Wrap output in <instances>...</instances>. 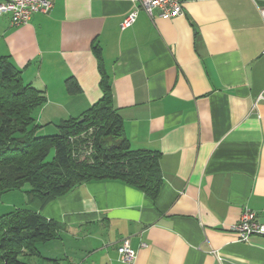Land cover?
<instances>
[{"label":"crops","instance_id":"0c3cea01","mask_svg":"<svg viewBox=\"0 0 264 264\" xmlns=\"http://www.w3.org/2000/svg\"><path fill=\"white\" fill-rule=\"evenodd\" d=\"M52 1L20 25L0 12V57L46 97L37 133L79 117L103 80L130 147L159 152L162 183L151 198L93 179L49 200L37 210L60 227L25 264H129L124 239L131 264H264V235L230 230L246 208L264 222L262 2L180 0L183 13L162 18L138 0Z\"/></svg>","mask_w":264,"mask_h":264},{"label":"trees","instance_id":"16d2710c","mask_svg":"<svg viewBox=\"0 0 264 264\" xmlns=\"http://www.w3.org/2000/svg\"><path fill=\"white\" fill-rule=\"evenodd\" d=\"M66 85L69 92L77 89L71 79ZM101 89L79 117L63 119L56 134L40 135L34 114L46 100L44 91L24 83L21 70L0 57V196L22 190L27 203L0 214V264H25L24 257L39 255V245L55 238L60 225L38 207L82 182L117 179L156 197L162 183L159 152L130 147L103 80ZM86 139L89 149L74 157L78 140Z\"/></svg>","mask_w":264,"mask_h":264},{"label":"built area","instance_id":"2783aa9c","mask_svg":"<svg viewBox=\"0 0 264 264\" xmlns=\"http://www.w3.org/2000/svg\"><path fill=\"white\" fill-rule=\"evenodd\" d=\"M136 1V0H130ZM141 8L149 15H156L162 18H171L183 13L180 0H138ZM259 6L264 21V0H260ZM53 6L52 0H0V12L10 14L12 25L26 23L33 13H48ZM137 11L129 12L121 21L120 27L130 26L135 18ZM237 240H246L252 234L264 235V222H260L254 211L245 209L239 219L230 226ZM143 244V243H142ZM118 258L131 264L136 256V250L132 248L127 239L122 240L117 247Z\"/></svg>","mask_w":264,"mask_h":264},{"label":"rangeland","instance_id":"374dc122","mask_svg":"<svg viewBox=\"0 0 264 264\" xmlns=\"http://www.w3.org/2000/svg\"><path fill=\"white\" fill-rule=\"evenodd\" d=\"M92 139V137H91ZM87 141L89 140H78L75 148L72 151V155L74 157L82 158L85 155V151H87L88 145ZM87 145V146H86ZM52 156V151L48 155V159ZM30 186L28 183L24 185V189H28ZM23 199V191L22 190H13L9 192H5L0 196V214L7 212L13 207H26L21 200Z\"/></svg>","mask_w":264,"mask_h":264},{"label":"water","instance_id":"95a60500","mask_svg":"<svg viewBox=\"0 0 264 264\" xmlns=\"http://www.w3.org/2000/svg\"><path fill=\"white\" fill-rule=\"evenodd\" d=\"M81 120V119H80Z\"/></svg>","mask_w":264,"mask_h":264}]
</instances>
